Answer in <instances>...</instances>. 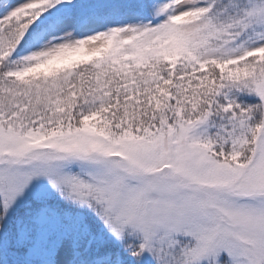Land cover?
Here are the masks:
<instances>
[{"label":"snow or ice","instance_id":"obj_1","mask_svg":"<svg viewBox=\"0 0 264 264\" xmlns=\"http://www.w3.org/2000/svg\"><path fill=\"white\" fill-rule=\"evenodd\" d=\"M0 264H264V0H0Z\"/></svg>","mask_w":264,"mask_h":264}]
</instances>
